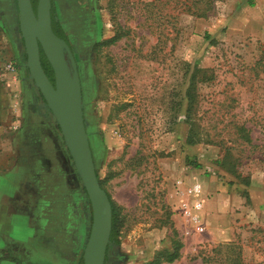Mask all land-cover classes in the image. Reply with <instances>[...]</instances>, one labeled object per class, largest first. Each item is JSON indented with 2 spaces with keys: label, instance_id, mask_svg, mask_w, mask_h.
<instances>
[{
  "label": "rangeland",
  "instance_id": "1",
  "mask_svg": "<svg viewBox=\"0 0 264 264\" xmlns=\"http://www.w3.org/2000/svg\"><path fill=\"white\" fill-rule=\"evenodd\" d=\"M74 9L63 6L61 20L96 170L122 215L120 247L107 264H148L175 241L181 256L163 264H264V0H214L204 17L175 0H79ZM0 18L23 52L17 0H0ZM190 79L193 124L186 102L177 105ZM27 102L20 173L4 175L7 182L0 175V220L9 221L0 228V264H83L86 242H76L81 228L90 232V202L53 118ZM226 189L236 198L235 236L214 242L204 208L201 232L187 211Z\"/></svg>",
  "mask_w": 264,
  "mask_h": 264
},
{
  "label": "water",
  "instance_id": "2",
  "mask_svg": "<svg viewBox=\"0 0 264 264\" xmlns=\"http://www.w3.org/2000/svg\"><path fill=\"white\" fill-rule=\"evenodd\" d=\"M17 8L29 78L39 89L59 126L90 202L92 223L84 247L83 264H105L112 233V203L97 174L75 55L52 28L51 0H38L36 10L32 0H17ZM41 51L52 67L54 81L43 67Z\"/></svg>",
  "mask_w": 264,
  "mask_h": 264
},
{
  "label": "crops",
  "instance_id": "3",
  "mask_svg": "<svg viewBox=\"0 0 264 264\" xmlns=\"http://www.w3.org/2000/svg\"><path fill=\"white\" fill-rule=\"evenodd\" d=\"M14 31L16 32V27H14ZM13 37L10 26L0 18V175L3 174L2 180L5 182L7 180L4 175L6 176L7 173H13V175L17 172L20 173L18 168L21 167L20 152L22 148L16 142L21 134V130L18 129V124L22 119V117L20 119V114L24 103L26 106L28 95L33 94L34 97H37L36 86L29 78L28 68L24 61L25 54H22L19 46L17 48L14 46ZM9 62L15 64L17 71L6 70ZM12 140L13 144H11ZM14 153L15 158H11ZM226 190L222 194L214 193L211 198H207L203 205L204 216L215 224L211 231L214 242L232 241L235 236L229 218L232 206L229 200L236 198L232 194L229 195V189ZM210 193L209 190H206L205 194ZM4 209L7 210V207ZM3 213L7 212L3 210ZM6 225H9V221L5 218L0 220V228ZM78 235L76 243L87 242L89 231L81 228ZM74 259L76 258L74 257Z\"/></svg>",
  "mask_w": 264,
  "mask_h": 264
},
{
  "label": "trees",
  "instance_id": "4",
  "mask_svg": "<svg viewBox=\"0 0 264 264\" xmlns=\"http://www.w3.org/2000/svg\"><path fill=\"white\" fill-rule=\"evenodd\" d=\"M33 1L37 2V0H33ZM175 2L183 6V10L185 12L191 13L193 15L195 14L198 17H204L212 9V4L214 0H175ZM59 35L62 36L61 33H59ZM119 38H120V35H116L113 39H111V42H114L118 40ZM262 59H264V53L261 56L260 61H262ZM41 60H42V64H43V67L46 73L49 75L51 80L54 81L52 67L42 51H41ZM208 71L209 70L207 69H199V68L195 70V72L203 73L204 75L202 79L203 81L211 80L212 77H208V76L205 77ZM192 78H194V75ZM195 87L196 85L194 84L193 79H190V81L187 84L186 90L183 94L182 101H179V103H177V105L179 104V106H181L183 102H186L187 109H186L185 121L189 124L194 123L192 119V110L195 109L197 105L196 102H197L198 95L195 93ZM83 96L85 99L84 91H83ZM241 129L244 130L245 132H248L247 129L245 128H241ZM87 131L89 132V128H87ZM195 138H196V135H194L193 130L190 129L188 137H187L188 144L190 145L195 144L197 142V139ZM243 138L247 142H250V143L252 142V139L249 133H245V135H243ZM100 183H101V186L104 188L103 186L104 181L100 180ZM111 203H112L113 218H112V233H111L108 252L109 251L112 252V250L116 252L120 247V227L122 226V215H121L120 208L114 203L112 199H111ZM182 247H183V243L181 241H175L174 243H172V247L170 249H163L159 251L155 255L154 259L148 264L173 263L181 256ZM108 261H109V253L107 254L106 264L108 263ZM231 262L232 264H245L243 263L241 258L232 260Z\"/></svg>",
  "mask_w": 264,
  "mask_h": 264
},
{
  "label": "flooded vegetation",
  "instance_id": "5",
  "mask_svg": "<svg viewBox=\"0 0 264 264\" xmlns=\"http://www.w3.org/2000/svg\"><path fill=\"white\" fill-rule=\"evenodd\" d=\"M33 1V0H32ZM38 2V0H37ZM37 2H34L33 1V4H34V7H35V10L37 8ZM63 6L65 7H74L77 8L76 11L78 10V7H79V0H51V21H52V28L54 30V32L61 38H63L68 44L69 46L71 47L73 53H75V50H74V47H73V44L70 40V38L68 37V33H67V25L61 20V12L63 10ZM75 10V9H74ZM75 11V12H76ZM59 33L62 34V36L59 35ZM21 49V48H20ZM25 54V50L22 52V54ZM23 54V55H24ZM32 81V80H31ZM34 84V82H33ZM36 96L37 97H34L33 94H29L28 95V98H27V103H29V107H32V108H37V109H40L41 112H42V115L44 116H49L51 118H53V121L55 123V126L57 129H59V126L57 125V123L55 122V118L52 114V112L49 110V108L47 107L46 105V101L45 99L43 98L42 94L40 93L39 89L36 87ZM60 130V129H59ZM61 132V131H60ZM62 135V134H61ZM65 146V144H64ZM66 147V146H65ZM68 150V149H67ZM69 152V151H68ZM70 155V154H69ZM71 158V156H70ZM72 160V159H71ZM73 162V161H72ZM81 180V179H80ZM85 190V189H84ZM86 192V191H85ZM88 197V196H87ZM89 201V199H88Z\"/></svg>",
  "mask_w": 264,
  "mask_h": 264
},
{
  "label": "built area",
  "instance_id": "6",
  "mask_svg": "<svg viewBox=\"0 0 264 264\" xmlns=\"http://www.w3.org/2000/svg\"><path fill=\"white\" fill-rule=\"evenodd\" d=\"M6 70L10 71V72L11 71L14 72V71H17V68H16V66H15V64L13 62H9L7 67H6ZM201 190H202V187H201V185L199 183H195V185H193V187H192V191L196 195L200 194ZM202 209H203V204L200 201H197L194 204L193 209L187 211V214H188V216H190L191 221L194 224H196V226H197L196 230L200 231V232L203 231L204 228L199 224L201 222V220L199 218V215L196 214V213L201 211Z\"/></svg>",
  "mask_w": 264,
  "mask_h": 264
}]
</instances>
